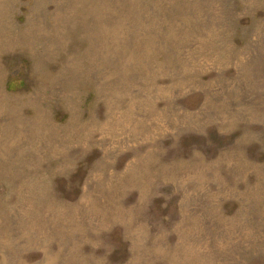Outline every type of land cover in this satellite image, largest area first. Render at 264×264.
Returning a JSON list of instances; mask_svg holds the SVG:
<instances>
[{
	"label": "rangeland",
	"instance_id": "374dc122",
	"mask_svg": "<svg viewBox=\"0 0 264 264\" xmlns=\"http://www.w3.org/2000/svg\"><path fill=\"white\" fill-rule=\"evenodd\" d=\"M0 264H264V0H0Z\"/></svg>",
	"mask_w": 264,
	"mask_h": 264
}]
</instances>
